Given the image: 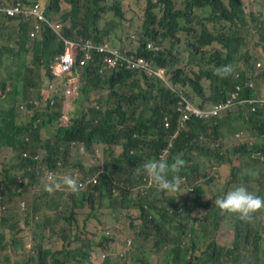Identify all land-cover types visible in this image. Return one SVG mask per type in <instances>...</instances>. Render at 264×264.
I'll return each instance as SVG.
<instances>
[{"label": "trees", "instance_id": "trees-1", "mask_svg": "<svg viewBox=\"0 0 264 264\" xmlns=\"http://www.w3.org/2000/svg\"><path fill=\"white\" fill-rule=\"evenodd\" d=\"M20 1L27 2L26 9L35 2L43 4L49 23H60L57 31L63 39L30 14L0 16L4 18L0 20V155L5 149L11 152L0 167V209L14 211L16 205L30 231L24 239L29 246L19 259L2 256L0 264H91L99 257H91L97 250H114V236L130 237L135 250L124 259L111 255L110 264H153L160 254L163 264H264V249L260 256L256 251L247 256L250 247L260 245L258 210L245 221L215 204L239 185L264 197V162L251 157L264 153V105L252 110L240 104L232 112L207 119L190 113L182 122L185 100L209 108L249 75L264 77V70L254 72L256 57L246 47L247 37L258 35L252 40L255 48L264 39V12H247L242 0H144L137 50L153 65L164 67L163 77L119 67L99 75L98 58L79 59L75 48L71 74L56 75L48 65L63 50L64 39L101 43L116 37L124 19L123 4L121 0ZM37 22L41 30L31 38ZM148 42L157 48L145 50ZM92 54L97 55L94 49ZM224 68L228 74L217 75ZM42 69L56 83L54 103L39 97L37 73ZM242 93L256 95L251 89ZM70 100L74 107L68 111ZM20 103L25 107L19 108ZM242 130L247 134L244 143L234 142L229 150L225 138ZM23 151L42 152L43 157L24 158ZM177 156L186 161L176 173L185 194L158 191L142 171L143 164L152 159L172 162ZM223 166H229V173L221 171ZM217 171L218 179L213 176ZM248 172L254 177L251 181ZM69 174L76 179L83 174L78 191L45 189L49 175ZM211 184L224 187L209 196ZM125 207L139 211L138 219L125 221L121 229L131 236L115 227L111 236L94 232L97 225L89 223L102 224L107 210L116 211L114 221H123L118 211ZM13 211L1 219V229L17 216ZM226 221L231 224L225 225ZM18 222L17 216L10 225L16 230L13 243L20 232ZM260 226L264 231V221ZM231 227L233 241L227 242ZM7 248L10 240L1 232L0 250Z\"/></svg>", "mask_w": 264, "mask_h": 264}, {"label": "clouds", "instance_id": "clouds-1", "mask_svg": "<svg viewBox=\"0 0 264 264\" xmlns=\"http://www.w3.org/2000/svg\"><path fill=\"white\" fill-rule=\"evenodd\" d=\"M17 1L22 2L20 0H1L0 4H13ZM22 3L26 4L27 2H22ZM0 16H4V17H8V18H23V17L25 18L26 17L23 15L7 16L4 14H0ZM37 23H35V24H37ZM44 23H46V22H44ZM58 24L60 25V23H58ZM40 28H41V26H40ZM39 32H37V33H39ZM36 34L34 36H36ZM57 36L59 39L60 38L63 39V36L59 32L57 33ZM103 42H105V41H103ZM106 42H108V41H106ZM133 42H134V46L132 48H119V47L111 44L110 42H108V43L110 44V46L118 48L120 51H127V52L136 51L138 55H142V54L138 53V50H137L139 42L137 40H134ZM146 44H144V48L147 51H154L157 48L154 45V43L150 42V44H151L150 47H148ZM63 50H64V46H63ZM54 57H53V59H54ZM145 57L148 60L150 59L147 56H145ZM53 59H52V61H53ZM150 62H151V60H150ZM49 65H48V67H49ZM255 65H256V68L259 70V72L264 70V60L256 62ZM154 66L161 67L164 69L163 66H160L157 64H155ZM111 69H114V68H111ZM111 69H108V70H111ZM96 71L99 75L102 73V72H99L98 65H97ZM41 72H43V73L41 74V76L39 78L38 84L36 85V88L39 90V95H40L39 97L41 98L42 101L50 100V103H54L56 101V98L54 96H52V93L55 91L54 87L56 86L55 85L56 83L54 81H52L50 78L49 79L47 78L48 75L46 74L45 69H42ZM228 72H229V69L224 68L223 70H218L217 75L224 76V75H227ZM44 77H46V78H44ZM41 79L44 81H48V93L46 96H44L43 94L40 93V89H41V85H42ZM258 81L259 80L257 78H253L252 76L249 75L248 78L246 80H244L243 82L235 83L234 87L228 92L226 97L223 100H221V101H226L228 98H230L231 93L236 91L237 90L236 87L239 86V89L237 90L238 94L233 99L234 104L230 108H226L224 111H222L219 115H217V117L226 113V112H232L240 104L241 105L247 104L248 106L251 107V109L252 108L254 109L255 105H257V104L264 105V103L250 102L249 101V100L258 99L264 95V93L259 94L258 90H260V88L258 87V83H259ZM39 83H40V88H39ZM245 89L254 90L256 95H254V96L243 95L242 92ZM263 91L264 90H260V92H263ZM241 93H242V95H241ZM29 100H32V99H29ZM221 101H219V102H221ZM213 104H215V103H213ZM252 104H254V106ZM21 106H22V108L25 107V105L23 103H20L18 107L21 108ZM67 110L71 111V109H68V108H67ZM211 117H215V116H211ZM167 119H168V117H167ZM202 119H207V118H202ZM164 125H165V121H164ZM241 132H243V131L236 132L235 136H236L237 142L244 143L245 136H243ZM237 133H239L238 136H237ZM173 136H175V134H173ZM170 145L171 144H169V146ZM24 153H26V155H24ZM255 154H257V153L251 154V157L260 163V160L257 157L253 156ZM261 154L264 155V153H261ZM36 155H37V157H35ZM22 156L24 158H30L31 157L32 159H34L36 161H40L43 157V153L42 152H34V153L30 154L27 151H23ZM185 164H186V161L183 158H181L180 156L175 157L172 162H169L165 159H152V160L147 161L145 164H143L142 171L149 178V182L156 185L158 191L181 194L183 192L180 189V180H179V177L176 175V173H178L183 168V166H185ZM58 165H60V164L58 163ZM261 165L264 167V163H262ZM215 167L218 170V166L215 165ZM137 171L139 172V171H141V169H137ZM170 175H171V178H170ZM213 176H214V178H216L218 176V171ZM82 179H83V174H81L78 177V179L74 178L70 174L64 175L62 178H58L55 175H49L46 178L47 183L45 184V189L49 192H54L56 190H61V189H70L71 191L75 192V191H78L79 183L81 182ZM216 179H218V178H216ZM94 183L95 182H93L91 180V184H94ZM213 185L218 186L217 184H211L210 189H212L211 187ZM188 190H192V187L190 185H188ZM22 202L20 203V208L24 209V207H22V205H21ZM215 204L220 210H222L224 212L235 213L239 216V218L241 220L247 221V220H251L253 218V214L257 210L264 208V197H261L259 195L254 194L253 192H250L248 190V188L244 185H239V186H236V187L232 188L231 190L227 191L223 195L219 196L216 199ZM107 211H109V212H105V215L113 214L112 211H110V210H107ZM36 218H37V215L35 216V219ZM101 221L103 222L102 224L97 223V221H93L91 223H94L95 225H97V227H103L104 228V234H106L107 236H111L112 228H110V227L111 226L113 227V225H109L108 227H104L105 224H109L110 222L104 221V219L102 217H101ZM113 221H114V219H113ZM101 235H103V232ZM123 240L125 241V243L121 249H117V250L114 249L112 251L97 250L95 252V254L91 255V257H94L96 254H98V256H100L101 253H105V256L102 260V264H103V262H104V264H107L108 261L110 260L111 255L116 256L120 259H124L125 255L127 254V252L132 247V239L130 237H127V238H123L122 241ZM27 246H29V245H27ZM260 246L262 248V244H260L258 247H256V249L259 250V252H260ZM250 250H253V248L250 247ZM120 253H122V254H120ZM96 259H98V258H96ZM90 263L92 264V262H90ZM156 264H163V263L161 262V259H158L156 261Z\"/></svg>", "mask_w": 264, "mask_h": 264}, {"label": "built area", "instance_id": "built-area-1", "mask_svg": "<svg viewBox=\"0 0 264 264\" xmlns=\"http://www.w3.org/2000/svg\"><path fill=\"white\" fill-rule=\"evenodd\" d=\"M26 4L22 2H15L13 4H0V14H4L7 16H17V15H32L39 22H46L55 32L57 28H59V24H50L46 19L44 14V6L40 2H35L31 9L25 8ZM41 30L40 24L37 23L34 26V31L30 33V35L34 36L35 33ZM64 50L55 55L53 61L50 63L49 68L56 75H69L73 69V49H77L79 53V59L82 60L97 57L98 61V70L99 72H103L104 69L111 68H127V69H143L148 75H156L163 77L164 69L161 67H157L152 65L150 60H148L143 55H138L136 51H120L118 48L110 46L108 42L102 43H94L93 41L86 39L83 41H75L64 39ZM148 47L151 46L150 42L146 44ZM154 46V45H153ZM155 47V46H154ZM156 48V47H155ZM95 50L96 56L92 54V50ZM239 89V86L236 87ZM234 91L231 93L230 98L226 101H221L213 104L209 108H199L194 106L188 100H185L184 107L182 108V122L189 118L190 113L200 117V118H208L211 116H217L226 108H230L234 102L233 99L237 96L238 91ZM250 102H258L264 103V95L258 99L249 100ZM254 106V104H252ZM22 108V106H21ZM253 109V108H252ZM165 126H168L167 117L164 118ZM239 133H237V136ZM26 155V153H24ZM257 157L260 161L264 162V155L261 153H257L253 155ZM37 157V155L35 156ZM95 182V179H92ZM22 207H24V202H22ZM122 254V253H120ZM105 256V253H101L98 259H96L92 264H102V260Z\"/></svg>", "mask_w": 264, "mask_h": 264}, {"label": "rangeland", "instance_id": "rangeland-1", "mask_svg": "<svg viewBox=\"0 0 264 264\" xmlns=\"http://www.w3.org/2000/svg\"><path fill=\"white\" fill-rule=\"evenodd\" d=\"M177 1V3H180L182 0H175ZM122 4H123V9H124V19L122 20V22L120 23V27L119 30L117 31V35L116 37L111 36L109 39H107L106 41L110 42L111 44L119 47V48H132L134 46V40L138 38L139 33H140V28H141V19H142V14H143V8L142 6L144 5V0H121ZM263 2L264 0H242L243 6L245 8V10L248 12L249 10H252L253 12H264L262 10L263 7ZM263 19H264V14H263ZM4 18H0V20H3ZM262 32L264 33V30H262ZM36 34V33H35ZM132 35H134V37H132ZM31 38H35L34 36L30 35ZM258 35L255 34L254 37H247V42H246V47L250 50V52L252 54L255 55L256 60H255V64L258 61H262L264 60V39L258 40V46L257 48H255L253 41L252 40H257ZM3 41L0 40V43H2ZM256 65L254 66V72H259V70H255ZM43 72L41 73H37V77L41 76ZM256 78H258L259 83H258V87L260 88V90H264V77L259 76L258 74H255ZM46 78V77H44ZM42 80V79H41ZM39 88H40V83H39ZM40 93L43 94L44 96L47 95L48 93V81H44L42 80V85H41V89H40ZM74 107V102H72V100L69 101L67 108L68 109H73ZM243 136H247L246 133L241 132ZM237 142L236 136L234 135H229L225 138V145L226 147L231 150V145L232 143ZM11 152L8 149L3 150V152L0 155V167L2 165L3 162L7 161L8 158L10 157ZM203 163L206 161L204 158H202ZM237 160L234 159V164H236ZM221 171L226 174L229 173V166H223L221 167ZM230 178H232V174L230 173ZM202 179V178H201ZM203 180V179H202ZM238 182V181H236ZM232 183L235 182H231L229 183V185H231ZM220 184V183H218ZM217 184V185H218ZM221 185H213L209 190H208V195H213V194H217L216 189L220 188ZM224 186L221 187V189H223ZM219 190L218 193L222 192V190ZM182 194H185V191L182 190ZM13 210L10 208L8 211H2L0 209V221L3 217L5 216H9L11 214ZM15 212H17L16 210V205H15V209L13 211L12 214H14ZM109 212V211H106ZM113 214H109V215H103L102 218L105 221H109L110 223L113 222V219H115V214L116 211H112ZM138 214L139 211L138 210H130L127 209L125 207V209L122 210L121 213V209L118 211V215H119V219L123 220V221H130V220H136L138 219ZM17 216L19 219L18 227L20 229L19 235L17 236L16 242L13 243L11 242L12 237L16 234V230H12L10 225L17 221ZM17 216H14V219H12L11 217L9 218L8 222H7V226L6 228L1 229L0 228V234L1 232H4V235L10 240L11 243V248H7L5 250H0V258L2 256H11V259L14 261L16 259H19V255L21 254L22 250L24 248L27 247V243L24 242V239L26 238L25 235H28L30 233L28 226L25 223V217L24 215L20 214L17 212ZM100 216V213L97 214V217ZM105 216V217H104ZM231 222V221H230ZM229 221L224 222L225 225H230ZM113 228L114 231H117L114 227H110ZM232 227L229 231H227L228 237H226V241L230 242L231 240L233 241V232L231 231ZM95 233L98 234V236H101L102 232L104 235V228L103 227H97L96 230L94 231ZM118 233L123 234V232L120 230ZM126 235L131 236L130 231L126 230ZM7 244V243H5ZM7 247V245H6ZM261 248V246H260ZM259 254V252H258ZM156 261V260H155ZM222 264H231L230 262H225Z\"/></svg>", "mask_w": 264, "mask_h": 264}, {"label": "crops", "instance_id": "crops-1", "mask_svg": "<svg viewBox=\"0 0 264 264\" xmlns=\"http://www.w3.org/2000/svg\"><path fill=\"white\" fill-rule=\"evenodd\" d=\"M0 40H1V39H0ZM258 82H259V81H258ZM257 90H258V89H257ZM258 91H259V94L264 93V91H263V92H260V90H258ZM242 131L245 132V130H242ZM253 178H254V177H252V176L249 174V172H248V180L251 181ZM260 221H264V208H261V209H259V210L257 211V213H256V221H255V223H258V229H259V227H260L259 232H260V234H261V238H260L259 243L262 244V248H260V252H259V250H257L256 248H255V250H251V251L248 250L247 255H250V254H251L252 256L255 255V252H254V251H256V254H258V252H259L258 256L262 255V250L264 249V231L261 229ZM126 223H127V222H125V221H119V222H117V221H113L112 223L105 224L104 227H108L109 225H113V227H115V228L121 230L122 228H124V226H125ZM89 224L95 226L94 223H89ZM122 231L125 232L126 230L123 229ZM123 238H127V237H121V238L117 239V237L114 236V242H113V244H112V248H113V249H116V250H117V249H121V248L124 246V243H125L124 240L122 241ZM134 250H135L134 247H131L130 250L127 252V254L130 253V252L134 254ZM135 253H136V259H137V258L139 257V255H140L139 250H138L137 252L135 251ZM161 257H162V254L158 255V259H161ZM113 259H114V258H112L111 260H109L107 264H110V263L113 261ZM158 259H157V260H158ZM157 260H156V261H157ZM156 261H155L153 264H156ZM128 264H131V263H128Z\"/></svg>", "mask_w": 264, "mask_h": 264}]
</instances>
